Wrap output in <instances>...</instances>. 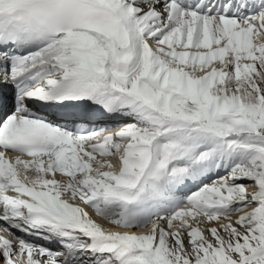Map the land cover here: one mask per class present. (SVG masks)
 <instances>
[{
    "label": "snow or ice",
    "instance_id": "1",
    "mask_svg": "<svg viewBox=\"0 0 264 264\" xmlns=\"http://www.w3.org/2000/svg\"><path fill=\"white\" fill-rule=\"evenodd\" d=\"M0 264H264V0H0Z\"/></svg>",
    "mask_w": 264,
    "mask_h": 264
},
{
    "label": "bare ground",
    "instance_id": "2",
    "mask_svg": "<svg viewBox=\"0 0 264 264\" xmlns=\"http://www.w3.org/2000/svg\"><path fill=\"white\" fill-rule=\"evenodd\" d=\"M195 190H196L195 187H192V188H191V191H195Z\"/></svg>",
    "mask_w": 264,
    "mask_h": 264
}]
</instances>
